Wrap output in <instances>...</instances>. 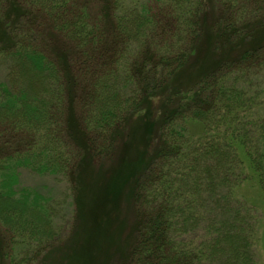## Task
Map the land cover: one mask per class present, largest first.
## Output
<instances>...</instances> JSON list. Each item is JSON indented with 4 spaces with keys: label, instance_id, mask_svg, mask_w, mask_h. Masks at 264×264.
I'll list each match as a JSON object with an SVG mask.
<instances>
[{
    "label": "trees",
    "instance_id": "16d2710c",
    "mask_svg": "<svg viewBox=\"0 0 264 264\" xmlns=\"http://www.w3.org/2000/svg\"><path fill=\"white\" fill-rule=\"evenodd\" d=\"M0 39V264H258L264 0H0ZM119 152L123 257L73 212L81 166ZM23 170L66 183L68 221Z\"/></svg>",
    "mask_w": 264,
    "mask_h": 264
},
{
    "label": "rangeland",
    "instance_id": "374dc122",
    "mask_svg": "<svg viewBox=\"0 0 264 264\" xmlns=\"http://www.w3.org/2000/svg\"><path fill=\"white\" fill-rule=\"evenodd\" d=\"M8 44L10 43L5 41V39H3V43H1L0 46L1 47L7 46ZM57 44L61 46L62 40L58 39ZM200 55L201 53L198 54L196 58L200 57ZM196 58H194L193 60L192 63L193 65L190 68L191 70L196 66L197 63L201 62V59L198 60ZM6 70H7L6 64H1L0 78L2 79L5 78ZM187 72L188 69L184 73ZM179 79H181V76ZM196 126H197L196 124H191L190 127H192L195 130ZM141 133H143V131H141ZM131 139H132V135L130 137L129 143L131 142ZM141 143H142L141 137L136 138L135 140L132 139V144H134L137 147ZM126 147L127 145H125V150ZM119 159H120V152L114 159H111V161L107 160L105 162H102V164L100 165L99 163H97L98 165L92 163L90 164L84 163V165L81 166L78 176V180L81 186L76 195L75 202L73 200V212L75 210V206L77 205V208L80 211V212L78 211L80 215L78 222H89V219H87L86 217H88V215L90 216L91 213H97L99 218L106 217V219H103V221L107 223L105 225L100 223L95 228L96 239H98V243H101V240H103L108 234V239H107L108 241L113 233L120 231L123 238L120 242L121 244L117 246V249L120 253V256L123 257L124 256L123 243H128V238L126 237L127 230L124 222H129V223L132 222L133 214L131 213L132 212L131 206L124 204L120 205V208H118V212L114 214L112 212L111 204L106 203L105 200H103V198L106 197L104 196L105 193L107 195L108 181H110L111 177H113V175H115L116 171L118 170ZM20 175H21L20 180L22 185L37 189L43 195L47 197H51L54 200V204L58 205V211L60 212V214L59 217L57 218V222H64L59 218H64L65 221H68L67 219L70 217L72 213V207H71V198H70V194H68V186L66 185V183L54 177L39 176L37 174L31 173L26 170H23ZM130 178L131 175L128 174L126 185L128 184ZM120 191L121 190H119V192ZM127 192L128 189H124V193H123L124 197L127 196L126 194ZM241 193H245V192H241ZM246 193H251V192L246 191ZM116 204H118V201H116ZM85 212H87V215L84 214ZM260 213L263 215V217L261 218V222H264V212H260ZM116 220H120L122 222L119 224L115 222ZM82 239L85 245L89 244L88 243L89 240H87L86 238L85 239L82 238ZM107 244L110 245V242H108ZM102 252L106 254H110L109 250L107 249H104ZM257 256H258L257 258L258 264H264V245L262 244L259 245ZM73 257H75V254L73 255Z\"/></svg>",
    "mask_w": 264,
    "mask_h": 264
}]
</instances>
